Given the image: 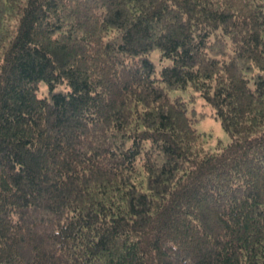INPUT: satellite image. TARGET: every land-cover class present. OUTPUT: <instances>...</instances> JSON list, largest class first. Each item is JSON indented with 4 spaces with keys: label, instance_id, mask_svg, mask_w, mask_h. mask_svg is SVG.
<instances>
[{
    "label": "trees",
    "instance_id": "trees-1",
    "mask_svg": "<svg viewBox=\"0 0 264 264\" xmlns=\"http://www.w3.org/2000/svg\"><path fill=\"white\" fill-rule=\"evenodd\" d=\"M0 264H264V0H0Z\"/></svg>",
    "mask_w": 264,
    "mask_h": 264
},
{
    "label": "rangeland",
    "instance_id": "rangeland-1",
    "mask_svg": "<svg viewBox=\"0 0 264 264\" xmlns=\"http://www.w3.org/2000/svg\"><path fill=\"white\" fill-rule=\"evenodd\" d=\"M45 92L46 89L41 86L38 96L42 97ZM192 108L197 111L198 115L203 113L205 115L203 119L195 124V131L202 138L203 148L207 152H214L218 146L225 147L229 143V139L222 131L219 123L211 117L210 110L203 108L201 103L198 106L192 105ZM199 118V116L196 117V119Z\"/></svg>",
    "mask_w": 264,
    "mask_h": 264
}]
</instances>
